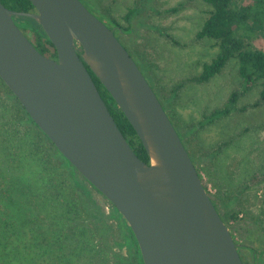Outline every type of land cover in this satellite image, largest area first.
Returning <instances> with one entry per match:
<instances>
[{
    "label": "water",
    "instance_id": "obj_1",
    "mask_svg": "<svg viewBox=\"0 0 264 264\" xmlns=\"http://www.w3.org/2000/svg\"><path fill=\"white\" fill-rule=\"evenodd\" d=\"M0 2V79L56 149L124 217L144 264H244L195 164L142 71L81 0ZM44 29L38 51L14 17ZM137 133L148 163L117 126L88 70Z\"/></svg>",
    "mask_w": 264,
    "mask_h": 264
},
{
    "label": "rangeland",
    "instance_id": "obj_2",
    "mask_svg": "<svg viewBox=\"0 0 264 264\" xmlns=\"http://www.w3.org/2000/svg\"><path fill=\"white\" fill-rule=\"evenodd\" d=\"M81 2L109 28L114 27L113 19L125 28L122 31L114 27L116 37L131 54L163 105L235 239L252 248L238 249L244 264H264V103L253 106L259 98L260 83L239 97L238 110L211 123H201L204 116L222 108L230 92L240 86L236 58L230 59L222 72L208 81L193 80L201 73L203 64L209 63L219 51L216 40L197 36L211 6L203 0ZM131 8L135 12L128 22L124 17ZM22 31L32 40L31 31ZM258 40L264 44V32H259ZM246 42L258 46L255 37ZM19 108L13 95L0 82V125L12 123V130L18 137L30 129L38 131ZM47 144L51 150V145ZM52 161L56 162V159ZM59 169L63 186L80 198L72 214L75 225H85L97 244L95 255L83 254L81 261L132 264L134 246L131 238H127L129 231L109 201L80 174L73 177L69 167ZM75 179L83 187L78 186ZM22 192L23 185L17 179L0 178V216L6 218L5 213H10L7 199L11 195L21 194L20 199H26ZM233 210L239 211L237 221L228 218ZM74 229L73 225H66L64 231L53 238L65 253L72 248ZM47 237L52 238L49 233Z\"/></svg>",
    "mask_w": 264,
    "mask_h": 264
},
{
    "label": "trees",
    "instance_id": "obj_3",
    "mask_svg": "<svg viewBox=\"0 0 264 264\" xmlns=\"http://www.w3.org/2000/svg\"><path fill=\"white\" fill-rule=\"evenodd\" d=\"M203 1L211 6V11L197 32V36L216 40L219 51L209 63L203 64L201 73L194 76L193 80L197 82L208 81L222 72L226 63L233 58L238 59L240 76V86L230 92L222 108L203 117L201 123L205 124L211 123L233 110H238L239 97L251 91L258 82L261 85L259 98L253 103V106L264 103V44L258 40L259 32H264V0ZM0 2L16 11H35L29 0H0ZM134 12V8L129 9L124 17L125 20L129 22ZM14 19L20 29L32 32L33 37L30 41L40 53L48 57L56 55L54 45L35 19L29 16H18ZM112 23L114 27L122 31L125 30L117 20L113 19ZM114 27L112 29L115 33ZM253 37H255L257 47L246 42ZM88 70L102 99L131 148L140 159L148 163L147 152L136 131L107 89L89 68ZM0 82L13 95L1 79ZM13 97L20 107L19 112H23L28 116V120L33 122L17 98L14 95ZM244 108L246 107H242V109ZM33 124L38 131L30 129L20 137L16 136L12 130L14 129L12 123L0 125V178L7 176L11 180L17 179L23 185L22 193L25 192L26 194V199H20L21 194H17L16 197L11 195L7 199L10 213L15 212L17 216L10 213H5L6 218L0 216V264H93L92 261L89 263L81 261V255H95L97 251V244L94 242L95 236L85 225H75V218L72 214L80 198L70 194L68 189L63 186V178L58 171H60L59 167L66 166L70 168L73 177H76V173H80L56 149L52 141L34 122ZM47 143L51 145V150ZM188 153L190 154L189 151ZM52 159H56V162H53ZM192 161L194 163L193 159ZM34 163L37 164L36 167H34ZM197 171L202 180L199 170ZM35 172H37V176H35ZM85 181L90 184L86 179ZM76 183L78 186L81 184L79 181ZM80 187H83L82 184ZM208 195L217 209L211 195L209 193ZM110 205L112 204L110 203ZM112 207L129 231L130 235L127 238H131L134 246L131 255L132 264H144L130 226L119 211L113 205ZM238 214V210H233L228 216L229 220H239ZM45 220H47L46 224L40 226V223ZM69 224L75 227V240L72 242V248L69 249L68 253H65V249L57 246L53 242V238H57V235H60L64 231V227ZM41 228L44 231H41ZM124 231L126 232L125 229ZM48 233L52 238L47 237ZM231 234L238 249L240 247L252 249L245 244H240L232 232ZM240 257L243 261L241 254Z\"/></svg>",
    "mask_w": 264,
    "mask_h": 264
},
{
    "label": "flooded vegetation",
    "instance_id": "obj_4",
    "mask_svg": "<svg viewBox=\"0 0 264 264\" xmlns=\"http://www.w3.org/2000/svg\"><path fill=\"white\" fill-rule=\"evenodd\" d=\"M15 20V19H14ZM57 55V54H56ZM56 55L54 57H56ZM91 74V73H90Z\"/></svg>",
    "mask_w": 264,
    "mask_h": 264
}]
</instances>
